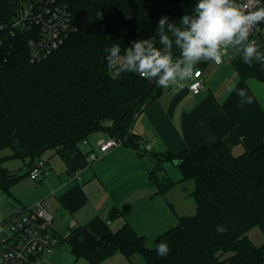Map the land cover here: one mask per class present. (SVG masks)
<instances>
[{
	"label": "trees",
	"instance_id": "trees-1",
	"mask_svg": "<svg viewBox=\"0 0 264 264\" xmlns=\"http://www.w3.org/2000/svg\"><path fill=\"white\" fill-rule=\"evenodd\" d=\"M199 0H70L77 31L40 62H32L27 35L20 33L0 46V152L32 165L52 148L74 147L88 135L105 131L126 139L140 153L141 139L132 133L138 115L160 92L159 76L144 79L126 67L135 43L150 41L154 50L170 54L172 65L183 57L175 29L185 30L182 17L196 15ZM167 18L160 29V20ZM167 36L170 45L161 42ZM120 51L112 56L111 48ZM145 50L149 44H143ZM0 157V188L8 190L21 179ZM179 160L184 180H193L196 213L183 216L156 240L169 246L158 256L156 246L129 223L110 232L98 244L88 264H101L120 253L141 255L144 264H264V244L248 237L253 227L264 233V143L235 156L223 140L195 144L180 155L164 153L151 171L159 192L173 182L162 176L164 162ZM120 212L111 214L115 218ZM218 228L226 229L217 232Z\"/></svg>",
	"mask_w": 264,
	"mask_h": 264
},
{
	"label": "crops",
	"instance_id": "crops-1",
	"mask_svg": "<svg viewBox=\"0 0 264 264\" xmlns=\"http://www.w3.org/2000/svg\"><path fill=\"white\" fill-rule=\"evenodd\" d=\"M245 43L222 45L224 60L220 64L201 58L193 65L203 70L205 87L199 95L190 92L188 80H181L179 73L175 81L159 84L160 92L137 116L132 128L141 142H154L151 151L140 153L121 146L91 161L90 154L99 152L98 141L110 136L99 131L88 135L86 143L48 149L49 158L41 156L46 166L38 180L30 177V166L22 160L27 169L24 175L4 165L10 173L23 176L8 190L0 188L12 210L41 201L50 205L59 243L42 264H74L80 259L88 264L87 258L77 256L73 249L96 255L99 241L127 223L146 238L148 248H154L162 234L197 209L192 196L195 182L184 180L173 161L164 162L162 170V176L173 185L165 193L159 192L151 171L162 154L180 155L192 145L223 140L239 156L264 143V65L254 56L245 61ZM11 155L12 151L0 157H7L6 162L13 159ZM116 209L120 213L112 219ZM9 217L0 215V223L5 220L3 230ZM108 262L144 264V258L137 254L128 259L118 253L101 264Z\"/></svg>",
	"mask_w": 264,
	"mask_h": 264
},
{
	"label": "built area",
	"instance_id": "built-area-1",
	"mask_svg": "<svg viewBox=\"0 0 264 264\" xmlns=\"http://www.w3.org/2000/svg\"><path fill=\"white\" fill-rule=\"evenodd\" d=\"M239 2L242 10L244 6L253 9L264 7V0ZM76 31L70 0H0V46L25 33L32 62L47 59ZM249 39L259 47L253 54L254 58L264 65V21L252 26ZM178 63L184 71L186 64L182 61ZM199 71V76L188 80V88L193 95H199L205 87L203 70ZM153 143L141 142L140 151H151ZM125 144L126 139L118 136L101 139L97 143L99 152L91 153L90 160L98 161L110 150ZM45 166L43 159L36 161L30 168V177L40 179ZM7 221V230H3L5 220L0 223V264H42L43 259L56 251L59 238L53 232L54 218L46 202L26 208L15 207Z\"/></svg>",
	"mask_w": 264,
	"mask_h": 264
},
{
	"label": "clouds",
	"instance_id": "clouds-1",
	"mask_svg": "<svg viewBox=\"0 0 264 264\" xmlns=\"http://www.w3.org/2000/svg\"><path fill=\"white\" fill-rule=\"evenodd\" d=\"M196 15L190 18L188 15L182 17L185 30H179L169 26L176 37L175 43L181 48L183 63L186 69L180 71V65H172L171 55H162L160 51L154 50L150 41L135 43L134 52L128 51L126 56V67L134 71L144 79L159 76L158 84L167 85L169 81H175L179 73L180 79L191 80L199 76V69L193 65L201 58H211L216 64L222 63L221 46H227L231 42L244 44L245 61L249 62L259 49L255 41L249 39L252 26L259 25L264 21V7L250 8L242 5L239 0H199L195 6ZM161 19L160 29L166 21ZM161 42L170 45L167 36L161 37ZM149 44L147 50L143 44ZM120 51L119 45L114 44L111 48L112 56ZM226 229L218 228L217 232L223 233ZM158 256H167L169 246L159 243L156 246Z\"/></svg>",
	"mask_w": 264,
	"mask_h": 264
},
{
	"label": "rangeland",
	"instance_id": "rangeland-1",
	"mask_svg": "<svg viewBox=\"0 0 264 264\" xmlns=\"http://www.w3.org/2000/svg\"><path fill=\"white\" fill-rule=\"evenodd\" d=\"M81 143L83 144V141H81ZM51 150H47L42 154V157L44 159H48L49 158V154H50ZM7 153H11L10 149H5L3 151L0 152V156H3L4 154ZM5 166L9 169V171H14V172H18V173H22L21 175H24L27 171V169L25 167H23V163L20 159H10L7 160L6 162H4ZM46 164V161H45ZM2 193L0 190V215L4 216V217H8L9 215H12V209L11 206L9 205V203H5L6 201L4 200V197L2 198ZM10 203L13 204V201H9ZM9 228V225L6 226V230ZM248 237L251 240V242L256 245V246H262L264 244V233L263 231L260 229V227H253L252 229H250V231L248 232ZM110 262V261H109ZM107 263V264H111V263ZM74 264H86V262L84 261V259H80L78 262L74 263Z\"/></svg>",
	"mask_w": 264,
	"mask_h": 264
},
{
	"label": "water",
	"instance_id": "water-1",
	"mask_svg": "<svg viewBox=\"0 0 264 264\" xmlns=\"http://www.w3.org/2000/svg\"><path fill=\"white\" fill-rule=\"evenodd\" d=\"M180 163H181V162H180L179 160H175V161H174V164H175V165H179Z\"/></svg>",
	"mask_w": 264,
	"mask_h": 264
}]
</instances>
